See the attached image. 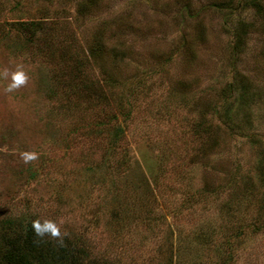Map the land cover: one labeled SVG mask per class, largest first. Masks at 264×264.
Returning <instances> with one entry per match:
<instances>
[{
    "label": "rangeland",
    "instance_id": "1",
    "mask_svg": "<svg viewBox=\"0 0 264 264\" xmlns=\"http://www.w3.org/2000/svg\"><path fill=\"white\" fill-rule=\"evenodd\" d=\"M263 176L264 0H0V264H264Z\"/></svg>",
    "mask_w": 264,
    "mask_h": 264
},
{
    "label": "trees",
    "instance_id": "2",
    "mask_svg": "<svg viewBox=\"0 0 264 264\" xmlns=\"http://www.w3.org/2000/svg\"><path fill=\"white\" fill-rule=\"evenodd\" d=\"M264 178V176H263ZM24 240L14 241L5 255L8 264H82L80 257L67 247H54L49 241L44 243L33 236L29 228ZM46 245V246H45Z\"/></svg>",
    "mask_w": 264,
    "mask_h": 264
},
{
    "label": "clouds",
    "instance_id": "3",
    "mask_svg": "<svg viewBox=\"0 0 264 264\" xmlns=\"http://www.w3.org/2000/svg\"><path fill=\"white\" fill-rule=\"evenodd\" d=\"M26 79V75L22 71H18L12 77L13 83L9 86V90L23 85L26 82ZM32 227L35 234L39 237L50 235L58 238L61 235L60 228L53 221L45 220L41 223L39 220H35L33 221Z\"/></svg>",
    "mask_w": 264,
    "mask_h": 264
}]
</instances>
